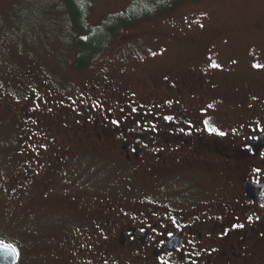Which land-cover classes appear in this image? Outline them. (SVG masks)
I'll return each mask as SVG.
<instances>
[{
	"label": "flooded vegetation",
	"instance_id": "af4514ba",
	"mask_svg": "<svg viewBox=\"0 0 264 264\" xmlns=\"http://www.w3.org/2000/svg\"><path fill=\"white\" fill-rule=\"evenodd\" d=\"M174 71L151 84L145 98L130 100L132 108L115 117L108 111L91 128L84 123L95 142L87 139L86 147L120 157L109 165L114 177L108 188L97 193L89 170L76 169L81 151L77 156L76 148L59 149L50 139L69 115L94 121V109L63 105L57 123L55 105L51 118L37 115L39 87L26 94L15 89L24 95H10L5 104L13 108L17 100L23 119L31 121L19 124L25 145L22 173L12 179L14 228L0 232V243L14 253L11 258L0 250V264H245V252L251 258L264 252V96L250 89V108L239 111L243 105L235 93L221 95L218 73L203 75L196 87L187 71ZM186 101L196 106L187 109ZM44 108L49 114L50 107ZM59 154L62 162L49 165L44 178L61 175L64 201L58 196L57 206L22 214L18 202L26 204L40 189L53 190L36 170ZM77 172L87 173L81 187Z\"/></svg>",
	"mask_w": 264,
	"mask_h": 264
},
{
	"label": "rangeland",
	"instance_id": "374dc122",
	"mask_svg": "<svg viewBox=\"0 0 264 264\" xmlns=\"http://www.w3.org/2000/svg\"><path fill=\"white\" fill-rule=\"evenodd\" d=\"M89 1L92 4L89 24L97 23L105 14L122 11L128 3V0ZM169 10L166 14L124 27L92 66L78 70L74 67L73 35L59 0H0V82L4 84L0 89V232L10 233L14 228L13 213L9 209L14 199L12 179L15 175L19 178L22 173L18 163L23 162L24 153L20 148L25 145L24 128L19 124L20 121L24 124L31 121L23 119L17 100L13 108L5 104L10 95L20 94L16 88L26 94L39 87L37 91L43 99L37 115L43 112L41 118H51L55 105L58 110L55 122H61L64 117H59L64 113L59 108L63 105L72 106L74 110L94 109L97 114L94 121L74 119L69 115L68 121H63L64 127L55 129L50 139L59 144V149L76 148L77 156L82 153L76 169L89 170L90 180L98 183L96 193L108 188L114 177L109 165L113 164L112 159L120 157L112 158L114 155L108 150L101 155L86 147L87 139L90 145L95 142L87 136L84 123H89L88 128H91L103 122L105 116L112 114L115 117L116 113H123L124 108H132L130 100L149 95L150 85L162 82L166 72L179 69L174 71L178 76L191 68L187 74L191 75L196 87L203 85V75L218 73L215 78L221 95L234 97L235 93L243 105L239 111L250 108L247 100L250 89L264 96V67H256L264 66V0H189L179 2ZM194 76L200 79H194ZM116 104L120 105L117 109L114 108ZM191 104L196 106V102H184L187 109ZM46 106L50 107L49 114ZM216 111H220V107ZM67 131L70 136L66 137ZM47 135L45 133V138ZM31 138L37 142L34 136ZM50 159L41 165L42 170L36 171L45 186L55 185L53 190L42 193L40 189L26 204L18 202L17 210H22V214L31 207L57 206L58 196L64 201L65 195L60 193L61 175L55 180L44 178L49 165L62 162L60 154ZM116 171L117 168L114 173ZM77 173V184L81 187L80 178L87 173ZM125 178L127 183L130 182L131 178ZM26 226L30 231L32 227ZM245 255L251 264H264V252L257 253L254 258L248 251ZM248 262L245 264H250Z\"/></svg>",
	"mask_w": 264,
	"mask_h": 264
},
{
	"label": "trees",
	"instance_id": "16d2710c",
	"mask_svg": "<svg viewBox=\"0 0 264 264\" xmlns=\"http://www.w3.org/2000/svg\"><path fill=\"white\" fill-rule=\"evenodd\" d=\"M68 17L73 35L74 66L83 70L92 66L113 37L143 19L166 14L179 2L189 0H128L122 11L105 14L95 24H89V0H59Z\"/></svg>",
	"mask_w": 264,
	"mask_h": 264
},
{
	"label": "water",
	"instance_id": "95a60500",
	"mask_svg": "<svg viewBox=\"0 0 264 264\" xmlns=\"http://www.w3.org/2000/svg\"><path fill=\"white\" fill-rule=\"evenodd\" d=\"M0 250H3L5 254H8L9 256L13 255L14 251L10 249L8 246L2 245L0 243ZM12 258V256H11Z\"/></svg>",
	"mask_w": 264,
	"mask_h": 264
},
{
	"label": "snow or ice",
	"instance_id": "6c2138e0",
	"mask_svg": "<svg viewBox=\"0 0 264 264\" xmlns=\"http://www.w3.org/2000/svg\"><path fill=\"white\" fill-rule=\"evenodd\" d=\"M256 67H264V66H261V65H256ZM170 119V118H169ZM14 251V250H13Z\"/></svg>",
	"mask_w": 264,
	"mask_h": 264
}]
</instances>
